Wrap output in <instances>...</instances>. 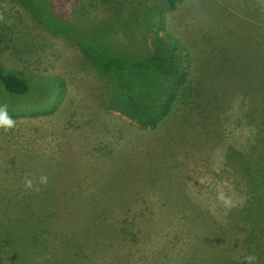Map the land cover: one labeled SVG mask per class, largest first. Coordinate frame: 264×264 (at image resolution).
Returning a JSON list of instances; mask_svg holds the SVG:
<instances>
[{
    "label": "rangeland",
    "instance_id": "1",
    "mask_svg": "<svg viewBox=\"0 0 264 264\" xmlns=\"http://www.w3.org/2000/svg\"><path fill=\"white\" fill-rule=\"evenodd\" d=\"M87 1L53 0L50 8L71 18ZM99 1L89 16L107 21L110 6ZM162 16L161 33L190 57L195 33L197 42L205 33L215 47L226 45L227 54L247 36L245 52L264 46V0H184ZM109 38L128 41L121 27ZM0 68L30 86L12 94L0 82V105L14 120L0 128V264H26L4 244L8 229L19 243L15 212L26 205L36 264H244L248 255L264 264V159L246 106L223 113L220 143L187 123L182 88L165 117L139 125L104 107L107 84L78 47L15 0H0ZM42 175L46 185H39ZM25 178L39 190L25 189ZM52 193L58 200L42 208L40 199Z\"/></svg>",
    "mask_w": 264,
    "mask_h": 264
},
{
    "label": "trees",
    "instance_id": "2",
    "mask_svg": "<svg viewBox=\"0 0 264 264\" xmlns=\"http://www.w3.org/2000/svg\"><path fill=\"white\" fill-rule=\"evenodd\" d=\"M15 1L48 30L60 33L78 47L90 68L107 84L106 109L118 111L139 125L154 126L167 115L178 89L182 88V96L189 101L187 123L204 127L205 137L217 138L220 143L225 138L223 113L233 111L235 104L244 105V116L256 132L258 155L264 159V46L257 43L255 49L246 47V52L242 47L251 39L247 36L252 32L251 23L245 29L247 37L237 47H230V54H227L226 45L215 47L205 33L202 42H197L200 35L195 33L196 49L189 47L190 57L184 54L176 39L160 30L163 28L162 12L176 9L184 0H161L162 6L158 3L143 5L146 0H102L109 4L112 12L107 21L89 16L101 6L99 0H88L87 4L75 7L71 18L52 10L53 0ZM123 6H126L124 16L120 15ZM115 27L122 28L127 43L109 38ZM146 37L150 40L149 49L144 47ZM260 37L264 40V33ZM0 82L12 94L23 95L30 88L27 79L4 73L1 68ZM245 146L241 147L242 151L246 150ZM53 200L58 199L52 193L40 199V205L46 208ZM15 214L16 222L23 226V235L16 238L19 243L15 244L16 233L5 230L8 238L4 244L16 258L26 264H36L38 256L32 250L37 240L31 222L33 213L26 205Z\"/></svg>",
    "mask_w": 264,
    "mask_h": 264
},
{
    "label": "clouds",
    "instance_id": "3",
    "mask_svg": "<svg viewBox=\"0 0 264 264\" xmlns=\"http://www.w3.org/2000/svg\"><path fill=\"white\" fill-rule=\"evenodd\" d=\"M14 127V120L8 115L7 109L5 106L0 105V128L5 130L11 129ZM48 183V177L42 175L39 177V185H46ZM24 187L28 190H39L33 185V181L30 178H25ZM217 199L221 200L225 207L233 206V202L223 196L222 193L217 195ZM244 264H257V257L255 255H248L244 257Z\"/></svg>",
    "mask_w": 264,
    "mask_h": 264
}]
</instances>
